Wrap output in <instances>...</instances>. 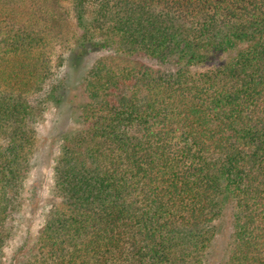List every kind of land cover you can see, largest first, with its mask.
<instances>
[{
    "label": "trees",
    "instance_id": "16d2710c",
    "mask_svg": "<svg viewBox=\"0 0 264 264\" xmlns=\"http://www.w3.org/2000/svg\"><path fill=\"white\" fill-rule=\"evenodd\" d=\"M0 264H264V0H0Z\"/></svg>",
    "mask_w": 264,
    "mask_h": 264
},
{
    "label": "rangeland",
    "instance_id": "374dc122",
    "mask_svg": "<svg viewBox=\"0 0 264 264\" xmlns=\"http://www.w3.org/2000/svg\"><path fill=\"white\" fill-rule=\"evenodd\" d=\"M52 113L46 116L45 120L40 123L38 127V141L36 147V153L33 156L34 167L29 174L26 181V191L23 200V212L24 220L19 227L18 234L9 243L6 249L7 254L17 246L25 234L35 235L36 232L41 228L43 224V213L42 207L47 206L49 201L47 198L49 195V187L51 184V164L54 155L58 150L59 139L62 133L66 129L72 126L70 121H63L58 126L52 128ZM47 197V198H46ZM224 229V227L222 228ZM223 232V230H222ZM224 234V233H222ZM224 245V239H219L216 241L215 253L212 255L214 260L213 263L219 261L222 255H218L222 251V246Z\"/></svg>",
    "mask_w": 264,
    "mask_h": 264
}]
</instances>
